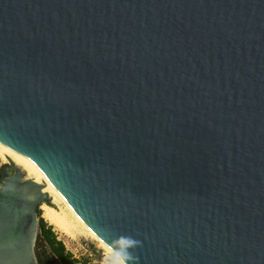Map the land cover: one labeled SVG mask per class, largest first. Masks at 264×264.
Here are the masks:
<instances>
[{
	"label": "water",
	"instance_id": "water-1",
	"mask_svg": "<svg viewBox=\"0 0 264 264\" xmlns=\"http://www.w3.org/2000/svg\"><path fill=\"white\" fill-rule=\"evenodd\" d=\"M0 144L122 264H264V0H0ZM49 201L1 168L0 264Z\"/></svg>",
	"mask_w": 264,
	"mask_h": 264
},
{
	"label": "bare ground",
	"instance_id": "bare-ground-1",
	"mask_svg": "<svg viewBox=\"0 0 264 264\" xmlns=\"http://www.w3.org/2000/svg\"><path fill=\"white\" fill-rule=\"evenodd\" d=\"M0 159L5 162H12L16 167L21 169L25 179H31L41 186V193L46 194L50 201L48 203H40L39 207L42 211V217L50 225L70 239L84 237L95 242L105 256L103 264H122V262L101 243L99 238L96 237L83 222L78 220L77 215L69 206L58 195L51 193L45 180L35 169L2 144H0Z\"/></svg>",
	"mask_w": 264,
	"mask_h": 264
},
{
	"label": "trees",
	"instance_id": "trees-1",
	"mask_svg": "<svg viewBox=\"0 0 264 264\" xmlns=\"http://www.w3.org/2000/svg\"><path fill=\"white\" fill-rule=\"evenodd\" d=\"M38 214L39 211L37 210ZM43 218L38 219V231L34 253L38 264H79L72 254L66 250L62 241L58 240L50 226Z\"/></svg>",
	"mask_w": 264,
	"mask_h": 264
},
{
	"label": "rangeland",
	"instance_id": "rangeland-1",
	"mask_svg": "<svg viewBox=\"0 0 264 264\" xmlns=\"http://www.w3.org/2000/svg\"><path fill=\"white\" fill-rule=\"evenodd\" d=\"M9 163L10 161L5 162L0 159V170L5 165L9 166ZM39 206L40 205H38V208H37V210L39 211L38 219L43 218L42 211L40 210ZM45 223L47 226H50L52 228V231L56 234L57 239L63 242L66 250L72 254L73 258H75L79 264H103L104 263L105 256L103 254V251L97 247L95 242L87 238H84V237L70 239L66 235L61 233L60 231L56 230L47 221Z\"/></svg>",
	"mask_w": 264,
	"mask_h": 264
}]
</instances>
